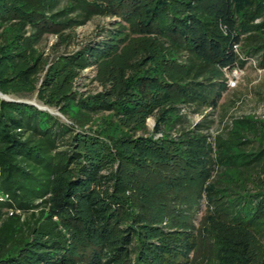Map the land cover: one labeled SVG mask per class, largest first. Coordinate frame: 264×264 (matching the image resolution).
Returning <instances> with one entry per match:
<instances>
[{"label": "trees", "instance_id": "trees-1", "mask_svg": "<svg viewBox=\"0 0 264 264\" xmlns=\"http://www.w3.org/2000/svg\"><path fill=\"white\" fill-rule=\"evenodd\" d=\"M95 14L119 19L44 55ZM252 55L264 0H0V264H264V117L212 135L180 107H217Z\"/></svg>", "mask_w": 264, "mask_h": 264}, {"label": "rangeland", "instance_id": "rangeland-1", "mask_svg": "<svg viewBox=\"0 0 264 264\" xmlns=\"http://www.w3.org/2000/svg\"><path fill=\"white\" fill-rule=\"evenodd\" d=\"M115 19L119 18L95 14L84 24H80L74 28V34L70 44H60L56 48L53 47L52 45L56 40V35L51 33L44 37L40 44V48L43 50L44 55H47L49 58L58 53L76 49L82 42L100 39L102 37V27H110L111 21ZM242 56L243 58L246 57L244 54ZM258 61L259 57L257 55H252L251 58H246L242 65H238V69L241 71H239L237 81L232 87L227 85L229 73L222 69V75L219 77L222 82L219 88H217L220 91L217 107H207L202 112H191L193 107L181 104L180 107L182 112L187 114L191 122H198L204 114L207 113L206 117L212 120L208 128V131L212 135L225 131L233 117L242 114H253L258 117H264V67L259 66ZM93 75V67H88L81 73L77 79L79 91H93L97 89V83L92 80ZM22 99L32 102L38 107L46 108L37 103L34 97ZM50 110L57 113L53 108H50ZM153 124V119L149 118L148 126L150 129L153 127ZM195 202L196 201H194V203ZM197 202L198 205L196 208H193L191 211L185 210L184 213L186 215H181L180 217L182 221L187 222V225L191 224L194 229L200 226L203 215L210 206L205 191L202 192ZM184 206L185 205H183V207Z\"/></svg>", "mask_w": 264, "mask_h": 264}, {"label": "built area", "instance_id": "built-area-1", "mask_svg": "<svg viewBox=\"0 0 264 264\" xmlns=\"http://www.w3.org/2000/svg\"><path fill=\"white\" fill-rule=\"evenodd\" d=\"M233 48L235 49V51H237L239 53L238 44H233ZM224 70H225V72L229 73V77H228V80H227V85L230 86V87L234 86L236 81H237V77L239 76V71H241V70L238 69V66H235V67H233L230 70L224 68Z\"/></svg>", "mask_w": 264, "mask_h": 264}, {"label": "water", "instance_id": "water-1", "mask_svg": "<svg viewBox=\"0 0 264 264\" xmlns=\"http://www.w3.org/2000/svg\"><path fill=\"white\" fill-rule=\"evenodd\" d=\"M0 96L3 97V98H8L6 95L1 94V93H0ZM42 108H44V107H42Z\"/></svg>", "mask_w": 264, "mask_h": 264}]
</instances>
